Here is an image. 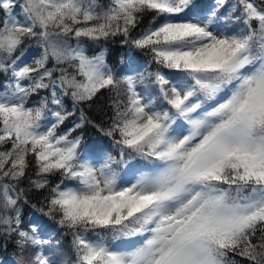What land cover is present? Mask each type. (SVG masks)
<instances>
[{"label": "snow or ice", "instance_id": "6c2138e0", "mask_svg": "<svg viewBox=\"0 0 264 264\" xmlns=\"http://www.w3.org/2000/svg\"><path fill=\"white\" fill-rule=\"evenodd\" d=\"M0 240L16 264H264V0H0Z\"/></svg>", "mask_w": 264, "mask_h": 264}, {"label": "trees", "instance_id": "16d2710c", "mask_svg": "<svg viewBox=\"0 0 264 264\" xmlns=\"http://www.w3.org/2000/svg\"><path fill=\"white\" fill-rule=\"evenodd\" d=\"M103 3L104 0H101ZM208 3H211V0H207ZM144 23H147V19L144 21ZM29 51L36 49V44L34 41H26L25 45ZM125 50L120 48L118 44L112 45V55L110 57V63L113 64L114 67L117 69L122 68L123 65L120 64V56L123 54ZM141 56L143 54H140ZM107 98L108 93H103L93 104L92 108L88 110V114L91 118L96 120L97 122H100L102 119H104V112L108 111L107 109ZM75 119V117H73ZM69 126H71V122H69ZM84 135H85V144H93V143H103L104 145H108L109 141L107 138H103L102 134L92 128L90 125L87 126L84 129ZM30 204L36 203L37 200L40 198L37 193H30ZM29 205L23 206V220L25 223H27L29 220L33 219H40V222L45 225V228L49 232H54L58 225H56L55 221L49 220L47 217H44L42 213L36 211V209L32 208ZM37 207H40L39 204H37ZM61 240V243L65 246H67L70 243V236L67 237H58ZM17 250L14 247L13 243L11 241L7 240H0V261H8L11 258H17ZM239 259V258H237ZM241 264H247L246 261H241Z\"/></svg>", "mask_w": 264, "mask_h": 264}, {"label": "rangeland", "instance_id": "374dc122", "mask_svg": "<svg viewBox=\"0 0 264 264\" xmlns=\"http://www.w3.org/2000/svg\"><path fill=\"white\" fill-rule=\"evenodd\" d=\"M29 52H34V50H31ZM3 264H16V261L15 260H11L10 262H8V263L4 262Z\"/></svg>", "mask_w": 264, "mask_h": 264}]
</instances>
